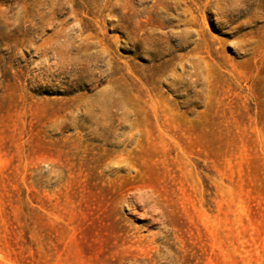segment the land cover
Wrapping results in <instances>:
<instances>
[{
    "label": "rangeland",
    "instance_id": "374dc122",
    "mask_svg": "<svg viewBox=\"0 0 264 264\" xmlns=\"http://www.w3.org/2000/svg\"><path fill=\"white\" fill-rule=\"evenodd\" d=\"M0 264H264V0H0Z\"/></svg>",
    "mask_w": 264,
    "mask_h": 264
}]
</instances>
